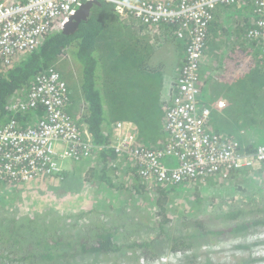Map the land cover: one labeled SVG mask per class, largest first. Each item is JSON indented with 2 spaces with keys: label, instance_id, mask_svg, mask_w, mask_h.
I'll return each instance as SVG.
<instances>
[{
  "label": "trees",
  "instance_id": "obj_1",
  "mask_svg": "<svg viewBox=\"0 0 264 264\" xmlns=\"http://www.w3.org/2000/svg\"><path fill=\"white\" fill-rule=\"evenodd\" d=\"M10 1L0 0V3ZM168 1L172 6L180 3V0ZM187 1L192 4L199 0ZM16 2L18 0L13 1V3ZM249 5L252 6L249 7ZM253 5L254 3L248 0H238L230 8L249 11ZM247 6L249 8H246ZM252 15L253 13L249 19H242L238 25L236 23L233 35L229 37L232 38L233 43L229 44L225 39L220 41V45L216 44L218 35L220 38L223 36L227 38L228 34L223 33L221 27L214 29L217 26L213 23L214 20L211 21L205 41V50L213 51L224 64L223 76L219 77L213 92L217 96L222 94L226 101L218 100V104L222 103L219 108L216 107L214 100L212 102L213 109L218 110V113L225 112L223 115H217L219 127L225 126V130L232 127L241 129L250 125L264 129V53L257 41L248 42L250 41L249 32L256 27V20H252ZM151 27L135 21L123 20L114 12L112 6L100 3L90 10L88 20L81 22L74 34L65 35L61 29H50L40 41L37 50L31 55L19 60L15 58L10 64H6L3 59H0V127H4L14 120L21 129L29 125L33 119L31 113L15 114L11 109L13 100L29 84L32 77L43 70L53 69L62 73L63 77V69L58 64H61L60 58L67 53L66 66L69 65L72 68L74 66L79 78L78 93H80V95H72V92L69 91V105L67 106L69 117L74 121H83L87 125L96 145H109L112 137L111 125L118 121H128L136 125L138 147L146 146L152 150L159 149L164 145L162 129L165 109L158 101L163 83L162 71L166 56L164 53H162L163 58L153 59V56L161 53L162 47L166 43L174 44L171 51L174 58L178 60V64L175 66L178 68L176 72L178 75L186 60L187 47L186 41L176 35L178 23H158L153 30ZM159 39H163L164 44H158ZM179 40L184 42L182 55L176 50ZM225 46L228 50L223 56L219 49ZM153 64L158 66H153ZM210 81L209 79L207 83H202V91ZM67 86H69L68 89H71L69 84ZM78 115L80 118L77 117ZM209 130L222 138L231 136L228 133L222 135L224 133L217 131L220 133L218 134L214 130L212 131L211 124H209ZM114 159V152L104 148L98 152V165L87 171L81 178L79 176L81 168L76 170L72 168L69 172L62 170L58 173L39 176L30 183L55 182L61 179L62 184L66 183L67 185L62 186L63 189L57 190L55 194L62 197L71 192L73 188L76 190L81 188V184L87 188L85 183L95 186L100 183H104L105 187L106 185L114 186V183L111 182L113 168L107 166ZM128 161H130L128 163L130 169L128 175L125 176L126 181L118 188L115 187L116 191L125 190L127 198L134 206H143L146 201H151V205H154V217L136 211L135 208L128 209L129 213L122 207L120 211L116 210L122 202L116 195H113L111 199L119 200L120 203L114 204L113 211L116 210L115 213H119L118 216L128 220L131 227L135 224L137 217L147 215L148 226L153 225V228L143 233H136L135 239L128 242L127 239L119 237L118 226H115L111 221L107 220L104 223L105 219H95L93 222L79 224V220L69 215L70 213H62L64 225H68L70 228L67 232L74 227L77 228L76 232L72 231L70 236L60 228V223H54L48 216V212H45L42 215L44 218L41 220L37 214L35 217H30L31 227H27L26 230L21 227L19 231L23 230V232L19 236L16 227L20 224L11 218L12 220L9 219L3 224L7 226V233L0 227V237L12 247V255L18 252L19 257L15 258L17 263L22 257L19 251L29 245L35 248L33 255L40 254L41 256V259L36 261H43V264H84L82 257L90 258V256L93 259L95 257L102 259L104 256L106 261L115 257L114 262L125 260V264H136V260L131 254L135 249L144 251L145 258L155 259L160 256L165 247H168L173 253L184 251L182 248L184 238L196 241L203 238L206 233L213 236L229 234L226 240H216L214 237L211 239L224 243L232 235L247 232L252 227L264 228V207L254 203L251 196L253 197L256 191L251 194L247 185L237 183L234 189H227L226 198L222 200L223 204H218L227 208L228 211L225 215H221L214 209L209 210L204 207L201 202L204 199L197 191L196 186L209 182L217 183L216 176L200 177L193 181V187L190 185L188 188L182 184L173 186L167 181L160 182L154 179H149L148 185L145 184V186L144 180L137 175L139 164L135 163L133 158L125 160L126 163ZM70 176L72 177L66 182ZM3 181H0V185L6 191H22L25 186L20 182L4 181L2 183ZM72 181L73 183L70 184ZM75 184H80L79 188H76ZM91 190L95 194L99 192ZM261 190V188L257 189L258 192ZM44 194L50 198L54 197L52 193L44 192ZM175 197L181 198L180 205L183 214L179 211L176 203L172 201ZM248 200L252 203L247 202ZM206 204L213 206L212 201ZM174 219H180L175 224L178 231L169 235L167 234L168 229ZM32 225L35 226L32 227ZM175 235L181 237L178 238ZM74 236L77 238L75 239ZM34 238H36L35 243L32 242ZM65 246L75 248L73 251H69L68 259L70 261L65 259L66 250L58 253ZM76 255H81V257L75 259ZM96 260L94 261L96 262ZM186 263L192 264L189 261ZM91 264H94L93 260Z\"/></svg>",
  "mask_w": 264,
  "mask_h": 264
},
{
  "label": "built area",
  "instance_id": "obj_2",
  "mask_svg": "<svg viewBox=\"0 0 264 264\" xmlns=\"http://www.w3.org/2000/svg\"><path fill=\"white\" fill-rule=\"evenodd\" d=\"M13 1L0 3V59L6 64L35 52L50 29H62L87 1L108 4L121 19L150 25L151 30L158 23H178L176 35L186 41L187 49L177 78L163 81L164 93L160 94L159 101L167 117L164 130L168 142L157 150L138 147L136 125L128 121L111 125L109 145H96L87 125L69 117V90L61 75L53 69L34 75L27 89L18 94L11 106L13 111L17 109V114L32 112L33 119L24 129L15 120L0 127V181L28 184L39 176L58 173L60 165L66 161L90 160L104 148L115 154V159L108 164L110 168L123 166L125 160L133 158L140 166L137 175L146 185L149 179H154L188 188L203 176L213 175L226 182L231 172L264 167V144L250 152L242 149L233 138H222L210 132L211 109L201 98L200 67L214 12L220 7L230 8L238 0H199L192 4L180 0L176 6L168 0ZM248 1L254 5L244 16L249 19L253 13L252 20H256L255 29L248 34V42L257 41L264 53V0ZM158 41L164 44L163 39ZM239 177L229 180L233 182L231 189L244 181ZM255 232L254 228L249 230V233ZM258 235L264 237V230ZM211 252L215 253L214 249ZM218 252L217 261L216 257L205 261L218 264L221 259V252ZM136 256L140 264H184L185 258L168 247L151 263L145 262L143 253L138 250ZM101 262L105 263L98 261L96 264Z\"/></svg>",
  "mask_w": 264,
  "mask_h": 264
},
{
  "label": "rangeland",
  "instance_id": "obj_3",
  "mask_svg": "<svg viewBox=\"0 0 264 264\" xmlns=\"http://www.w3.org/2000/svg\"><path fill=\"white\" fill-rule=\"evenodd\" d=\"M183 46L184 42L183 41H177L176 44V50L177 52L182 55L183 53ZM171 48H174V44L171 43H166L164 47H162L161 53L156 54L153 56L154 58H163V54L166 56V62L163 68L164 76L167 79L174 80L177 78V73L174 70L175 66L178 64V60L174 58L173 52L171 51ZM176 55V53H174ZM61 59V64L60 67L63 69V80L65 81L66 79V84L68 83L70 85L71 89H68L70 92L76 95H80L79 90H78V74L71 66H66V61H67V53L64 57L60 58ZM153 66H158L157 64H153ZM60 74V73H59ZM62 74V73H61ZM60 74V75H61ZM68 79V80H67ZM67 84V85H68ZM69 88V86H67ZM163 89V88H162ZM13 103L11 104V106ZM166 117V116H165ZM164 126V125H163ZM253 127V126H252ZM164 137L162 138L163 141L165 142L167 139V135L164 133ZM163 142V143H164ZM175 162L172 166H175ZM168 165V164H167ZM113 174L111 175V177ZM82 177V176H81ZM80 177V178H81ZM81 181V180H80ZM79 181V182H80ZM259 183H257V187L261 188V192H259L255 197L251 196V199L254 201L255 204H258L260 207H264V176L259 178ZM4 183V182H2ZM37 184V183H36ZM80 184H75L76 188H79ZM120 183H116L115 186L111 185H106L103 186L102 188L95 186V185H90L88 183H85V186L87 188H84V186L81 184V188L76 190L73 188L71 190V194H67L64 197L62 196H55L52 198H49L48 201L44 200L42 197V194L38 195L37 192L39 187L37 185H30L29 187H25L24 190L19 194L18 192H11V191H6L4 188L0 185V227H2V231H5L7 233V226L3 225L4 223L8 222L9 219L14 218L15 221H17L20 226L16 227V231L18 230L19 236H21L23 230L19 231L21 227H23L25 230L27 227H31L30 225V217H35L36 214L39 216V219H43L44 213L48 212V216L51 218L54 223H60L59 226L60 228L65 230V234L72 235V231L76 232V227L72 228V230L68 231V225H64V215L62 213H70L69 215L74 216L77 220H79V224L81 223H88V221H95V219H105L104 223L108 221H111L115 226H118L123 224L125 227L119 231V237L121 239H127L128 242H131L132 240L135 239V236L137 235L136 233H143L146 232L148 229L153 228V225H149L148 218L146 215L137 217L135 224L130 227L131 224H129L128 221L125 220V218L122 217H116L115 213L113 211L114 204L120 203L119 200L125 201L124 206H120L122 208L126 209V212H128V209L131 210L132 208H135L136 211H140L143 214L147 215H152L154 217L153 211H154V205H151V201L144 203L143 206H134V204L130 202V200L127 198V192L123 189L120 191H116V188H118ZM116 187V188H115ZM84 190H83V189ZM63 189V187H58L56 189L60 190ZM91 189H94L95 191H99L97 194L93 193ZM55 191V192H56ZM87 191V192H86ZM89 191L93 195H89ZM35 193V194H34ZM252 194V192H250ZM24 198L20 200V196H23ZM113 195L118 196L119 200L113 201L111 197ZM115 196V197H116ZM189 197V196H188ZM263 199V200H262ZM99 200V202H97ZM179 200V201H178ZM174 201L182 214L184 213L182 210V207L180 205L181 198L175 197L172 199ZM204 205V207L207 208H212L213 206H208L206 203H210L211 201L205 202L204 200L201 201ZM247 202H250L249 200ZM213 205L216 203L212 202ZM223 204V202H220ZM252 203V202H250ZM211 205V204H210ZM172 207V205H171ZM224 208V206H222ZM85 213H87L85 215ZM41 214V215H40ZM111 215L109 217V215ZM37 218V217H36ZM12 220V219H11ZM49 220V218H48ZM180 219H174L172 220L170 224V228L168 229V233L176 232L178 231V227L175 226L176 222ZM37 222V219H35ZM68 223V221H67ZM138 225V226H137ZM140 225H143L140 227ZM35 225H32L34 227ZM127 226V227H126ZM147 226V227H146ZM86 228V227H85ZM139 229V230H138ZM264 228H257L255 233H249L247 232V237L246 239H253L254 236H256L258 233L263 231ZM82 233V232H81ZM88 233V232H86ZM175 233V234H176ZM243 232H241L239 235H242ZM176 237H181L180 235H175ZM228 235L221 236V235H210L206 233V236L203 238H199L196 241H189L188 239L184 238L182 241V248L184 251H177L181 255H184V264L186 261L192 262V264H201L203 263L206 258H215L216 261L218 260V255H219V250L222 248V244L219 243L218 241H213L210 239H213V237L216 240H226ZM234 236H238L237 234H234ZM75 239L77 238L74 236ZM119 239V241H121ZM36 238L32 242L35 243ZM245 240V239H243ZM120 243V242H118ZM122 243V242H121ZM234 244V243H233ZM188 245H192L191 247H187ZM27 247H23L21 251H19L20 255L22 256L17 263L16 257H19V254L12 255L11 252L13 251L12 247H10V244L5 241L2 237H0V264H43V261H36L41 259L40 254H34L33 251L35 250L34 247H30L29 245H26ZM29 246V247H28ZM189 248V250H187ZM243 248V245H234L233 249H241ZM75 248L72 247H67L65 246L63 249L59 250V252H63V250H66L65 254L68 261V256L70 255L69 251H73ZM211 249H214L215 253L211 252ZM138 252L144 253L141 249H137ZM132 257H137L136 252L133 251ZM162 254V253H161ZM242 254H244L242 252ZM81 256V255H79ZM244 256L241 255L240 259H242ZM23 258V259H22ZM95 259L96 262L94 261ZM235 261L239 263V259L237 257H234ZM93 260L94 264H96L98 261H103L105 262L104 256L102 259L100 257H95L93 259L92 256L90 258L82 257V261L84 264H91V261ZM154 259L150 260L149 263H151ZM115 258L111 257V260H108L104 264H117V263H122L123 260L118 261L117 263L114 262ZM50 264V263H48ZM102 264V262H101ZM125 264V263H124ZM135 264V263H134ZM138 264V263H136Z\"/></svg>",
  "mask_w": 264,
  "mask_h": 264
},
{
  "label": "crops",
  "instance_id": "obj_4",
  "mask_svg": "<svg viewBox=\"0 0 264 264\" xmlns=\"http://www.w3.org/2000/svg\"><path fill=\"white\" fill-rule=\"evenodd\" d=\"M250 6H252V5H249V7ZM249 7L247 6L246 8H249ZM244 10L245 9H234V8L230 9V8L220 7L214 12L215 16H214V22L213 23H215L217 25L214 29L221 27L223 33L228 34L227 38L224 36L220 38V36L218 35L217 40H216V44L220 45V41L225 40V39H226L227 43H229V44L233 43L232 38H229V37L233 35L232 32L235 30L236 23L238 25L242 21V19H247L246 16H244V15L248 14L249 11H244ZM227 50L228 49L225 46V47H222L221 49H219V52H221L224 56V54L227 52ZM223 65L224 64L222 63L221 58L219 56L217 57V55H215L213 51L211 52V50L210 51H208L207 49L205 50V56H204L203 64L200 67V80L202 81V83H207L209 79L211 80L210 84H208L205 87V90L203 91V96L207 100L206 103H210V107H212V105H213V102H212L213 100L215 101V105L218 104V100L226 101V99L223 97L222 94L217 96L213 92L214 87L217 85L218 80L220 79L219 77L223 76V69H224ZM177 70H178V68H174V70L172 69V71H176V72H177ZM162 75H163L162 80L164 81L165 76H164L163 71H162ZM163 83H162V87L159 91V94L164 93ZM211 111L212 112H211V117H210V124H211L212 131L214 130L216 133H218L217 131L224 133L222 135H225V133L230 134L231 136L230 135H228V136H230L235 141H237L242 149H245V150L250 151V152L253 151L257 145L264 144V129L252 127L253 125H250L249 127H244L241 129L232 127L228 130H225V126L219 127L218 120H217V115L218 114L223 115L225 112L218 113V110H215V109H212ZM33 117H34L33 113H31V118H33ZM77 117L80 118V115H78ZM165 119H166V117H165ZM229 122H231V121L229 120ZM164 126H165V120H164ZM258 130H260V132ZM218 134H220V133H218ZM68 163L69 162H67L65 166H63L65 163H62V165H60V168H61L60 171L63 170L65 172H69V171H71L72 168L75 170L81 168V173H79V176L83 177L87 171L95 168L98 165V163H99L98 152L96 153V156L90 160H86V161L81 162V163H71V164L70 163L68 164ZM168 163H169V160L167 161V164ZM129 167H130V165L128 163H124L123 166L119 165L118 167L113 168V170H111L112 174H113V176L111 177L112 178L111 182L114 183V186L117 182L120 183V185H121L124 181H126L125 176H127L129 173V169H130ZM105 168H106V165H105ZM108 168H110V167L108 166ZM238 176H240L239 178L243 177V179H244V181L241 180L240 183L247 185L250 188L251 192L256 191V193H254V197H255L259 193L257 191V189L259 188V187H257V183L260 182L259 178L264 176V167L263 166H257V167H252V168H246V169H243L240 171L231 172L229 175V179L226 182H222L219 179V177H216L215 179L218 180L217 183L212 184L209 182L208 184L205 183L202 185H196L197 191L200 192V194L202 195V198L204 199L205 202L212 201V202L218 204L224 198L227 189H231L233 182H229V180L231 178H237ZM71 177L72 176L68 177L66 179V182H68ZM72 183H73V181L70 184H72ZM30 185H37L39 187V189L35 193H37L38 195L42 194V197L44 198V200L48 201V199L50 197H47L44 194V192L45 193H52L54 195V197L55 196L57 197V195L55 194L56 189L60 186L61 187L66 186L67 184L66 183L62 184L61 179H59V181L56 180L55 182L44 181V182H40V183L38 182V184L28 183V184H25L24 188L25 187L27 188ZM97 186L102 188L105 185H104V183H100V185H97ZM24 188L22 189V191L24 190ZM22 191L20 190L19 194ZM88 194L93 195L90 191ZM23 198H24V195L20 196V200H22ZM97 202H99V200ZM124 204H125V202L123 203V201H122L121 206L123 207ZM120 209H121V207H119L116 210L120 211ZM115 211H114V213H115ZM118 214L119 213H115V216L120 217V216H118ZM126 221H128V220H126ZM129 224H131V223L129 222ZM124 227H125V225H123V224L119 225V227L117 229L118 233Z\"/></svg>",
  "mask_w": 264,
  "mask_h": 264
},
{
  "label": "clouds",
  "instance_id": "obj_5",
  "mask_svg": "<svg viewBox=\"0 0 264 264\" xmlns=\"http://www.w3.org/2000/svg\"><path fill=\"white\" fill-rule=\"evenodd\" d=\"M28 85L22 91L26 90ZM22 91H20V93ZM201 98L203 99L204 104H206L208 107H210V103H206L207 100L203 96V92H202ZM158 102L160 105H162L160 103V101H158ZM216 107L219 108L221 106H219V104H217ZM210 109L211 110L213 109V105H212V107H210ZM28 113L29 112H27L26 114H28ZM23 115H25V114H23ZM209 124H210V121H209ZM162 131L165 133L164 127H163ZM225 198H226V196H225ZM252 228H254V227H252ZM254 229L257 230V228H254ZM247 232H249V230ZM247 232H244L242 235H238V236L232 235L226 242L221 243L222 248L219 250L221 252V255H220L221 259H220V262L218 264H226V261H228V260H229V262L227 264H264V237H262L261 235H258V236H255L253 239H246ZM204 236H206V235H204ZM243 239H245V240H243ZM234 245H243V248L235 250V249H233ZM136 250L137 249H135L134 251L136 252ZM242 252L244 254H242ZM241 255L244 256L242 259H240ZM234 257H237L240 262L237 263L235 261ZM113 258H115V257H113ZM133 258L136 260V263L140 264V260L137 259V257H133ZM143 260L145 262H149L152 259H147L143 255ZM105 262H107V261L105 260ZM115 263H117V262H115ZM124 263H125V260H123L122 263H117V264H124ZM201 264H213V263H210L209 261H204Z\"/></svg>",
  "mask_w": 264,
  "mask_h": 264
},
{
  "label": "water",
  "instance_id": "obj_6",
  "mask_svg": "<svg viewBox=\"0 0 264 264\" xmlns=\"http://www.w3.org/2000/svg\"><path fill=\"white\" fill-rule=\"evenodd\" d=\"M98 5H100V3L97 1H87L81 4L75 14L65 23L61 32L65 35L74 34L78 30L80 23L88 20L90 10Z\"/></svg>",
  "mask_w": 264,
  "mask_h": 264
},
{
  "label": "flooded vegetation",
  "instance_id": "obj_7",
  "mask_svg": "<svg viewBox=\"0 0 264 264\" xmlns=\"http://www.w3.org/2000/svg\"><path fill=\"white\" fill-rule=\"evenodd\" d=\"M259 45V47L261 48V50H262V46L260 45V44H258ZM223 199H225V196H224V198ZM222 199V200H223ZM221 200V201H222ZM220 201V202H221ZM219 202V203H220ZM210 209H214V210H216L217 212H218V214H221V215H225L226 213H227V208H223L222 206H221V204H215V205H213V207L212 208H210ZM209 209V210H210ZM81 256H79V255H76V256H74V258L76 259V258H80Z\"/></svg>",
  "mask_w": 264,
  "mask_h": 264
},
{
  "label": "bare ground",
  "instance_id": "obj_8",
  "mask_svg": "<svg viewBox=\"0 0 264 264\" xmlns=\"http://www.w3.org/2000/svg\"><path fill=\"white\" fill-rule=\"evenodd\" d=\"M13 112L16 114L17 113V109H15ZM165 123H166V119H165ZM167 142H168V137H167L166 141L164 142V144H166Z\"/></svg>",
  "mask_w": 264,
  "mask_h": 264
}]
</instances>
